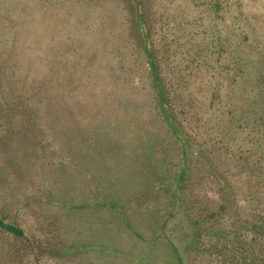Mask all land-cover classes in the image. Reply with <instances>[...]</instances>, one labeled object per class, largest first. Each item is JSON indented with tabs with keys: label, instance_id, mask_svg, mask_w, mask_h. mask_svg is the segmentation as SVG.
I'll use <instances>...</instances> for the list:
<instances>
[{
	"label": "rangeland",
	"instance_id": "obj_1",
	"mask_svg": "<svg viewBox=\"0 0 264 264\" xmlns=\"http://www.w3.org/2000/svg\"><path fill=\"white\" fill-rule=\"evenodd\" d=\"M229 1L0 0V217L24 230L40 264H120L105 254L109 242L134 243L114 228L113 213L89 205L136 199L180 168L179 144L159 117L149 52L194 150L214 141L202 158L246 182L251 192L238 203L246 219L259 217L264 0H243L263 15L257 23L235 18ZM204 171L194 194L208 183ZM204 191L205 200L217 197ZM163 197L150 192L128 206L143 231ZM180 228L178 237L188 230ZM76 239L90 246L81 263L39 254ZM7 243L0 234V257Z\"/></svg>",
	"mask_w": 264,
	"mask_h": 264
},
{
	"label": "trees",
	"instance_id": "obj_2",
	"mask_svg": "<svg viewBox=\"0 0 264 264\" xmlns=\"http://www.w3.org/2000/svg\"><path fill=\"white\" fill-rule=\"evenodd\" d=\"M229 5L234 13H238L235 18L246 15L257 23L263 16H255L247 10L243 0H230ZM234 24L236 23H232V27ZM254 30L256 29H253V32ZM247 34L249 33L246 32ZM247 38L246 36L243 40L248 41ZM148 54L152 85L159 104V117L168 125L173 139L179 144L181 165L173 174L164 179H157L158 184L148 191L149 194L154 192L164 195L158 205V213H154L152 217L154 221L150 224V231H143L144 229L136 225L137 219L131 217L128 210V206L134 205L138 199L146 198L148 193L137 194L136 199L127 202L112 200L89 205L88 209L97 207L100 211L113 213L114 228L117 227L119 232L126 233L120 235L124 240L134 243L131 248L123 242L119 243L114 237V246L113 241L109 242L111 246L108 248L111 249L105 250L100 246V251L105 250L108 256L119 258L120 264H196V259L205 254L209 257L206 264H264V208L259 211L258 218L255 213V217L246 219L245 209L238 203V197L245 191L251 192V188L243 187L245 181L238 184L236 174L227 175L215 167H212L213 170L209 169L208 165L213 159L205 158V161L201 155L207 156L205 148L214 142L213 140L200 143L199 149L194 150L193 137L184 133L185 130L180 127L172 111L158 61L151 52ZM206 168L208 171L204 172L208 174V183L201 185L199 194H194L196 172L200 173ZM258 179L261 183L264 182V176ZM206 186L215 192V199H203L207 196L204 191ZM263 205L264 194L258 207ZM159 214L161 221L156 218ZM178 225L181 230L188 229L183 231L181 237L176 236L173 231ZM0 234L7 239L9 250L0 257V264H17V260H20L21 264H40L33 242L19 226L6 223L0 217ZM53 242L63 241L53 237ZM89 247L81 239H76L71 242V246L65 245L58 249L51 245L43 247L39 254L54 260L71 258L69 261L72 263H81L84 260L80 254L87 252Z\"/></svg>",
	"mask_w": 264,
	"mask_h": 264
}]
</instances>
